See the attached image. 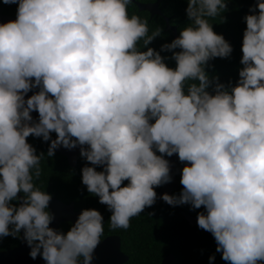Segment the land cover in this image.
Here are the masks:
<instances>
[{
    "label": "clouds",
    "instance_id": "9594fccd",
    "mask_svg": "<svg viewBox=\"0 0 264 264\" xmlns=\"http://www.w3.org/2000/svg\"><path fill=\"white\" fill-rule=\"evenodd\" d=\"M2 2L17 10L0 23V241L22 232L32 259L92 264L104 218L84 209L66 233L50 227L52 195L33 182L44 156L79 147L82 184L110 228L127 230L172 182L165 157L177 155L182 190L160 198L203 208L197 225L227 264H264V0L243 17L235 83L207 71L233 53L208 20L231 0H186L188 22L159 51L149 45L162 28L148 35V21L129 16L133 0Z\"/></svg>",
    "mask_w": 264,
    "mask_h": 264
},
{
    "label": "trees",
    "instance_id": "16d2710c",
    "mask_svg": "<svg viewBox=\"0 0 264 264\" xmlns=\"http://www.w3.org/2000/svg\"><path fill=\"white\" fill-rule=\"evenodd\" d=\"M140 3H151L159 0H136ZM255 0H231L228 3V11L221 13L215 18H208L209 23L213 24V29L217 34H223L225 39L233 46V53L229 58H216L210 63L214 68L207 69L210 75H218L220 81L227 83L231 80L233 83L238 79V69L242 67L240 59L242 56L241 45L243 31L246 24L243 17L248 13L249 8L254 6ZM187 8L186 0H162L160 9L163 15L171 18L169 24L179 29L187 21L185 9ZM17 5H5L0 0V13L9 14L16 17ZM129 16L135 14L148 21V35H151L158 27L162 28L161 36L157 37L149 47L160 50L164 43H170L175 34L172 30L167 29V22L164 16L157 15L154 18L147 11H140L135 3L128 6ZM223 16L225 20H223ZM139 47L143 48V40L140 41ZM178 51V49L176 50ZM164 57H169L166 63L169 67H175V61L170 59L171 52H161ZM52 139L56 137L55 133L51 134ZM28 142L37 150V153H47L49 142H44L42 138L29 137ZM86 161L79 155L78 164L72 168L67 159L57 151L54 157L47 155L40 162L41 175L39 179L33 175V182L36 187L46 191L65 204L74 203L75 209L81 212L84 209H96L103 216L104 232L101 236L105 239L111 235H118L122 238L123 251L130 257L126 264H161L170 254L175 256L171 264H209V256L215 255L212 264H227L221 258V253L216 252V243L214 238L207 239L204 230L199 227H192L185 219L183 213L197 217L201 209H192L190 205L172 206L166 202L157 204V200L151 207H146L141 215L132 218L131 226L127 230L110 228L109 218L111 213L107 206L99 203V198L89 194L86 186L82 184L81 169ZM91 166V165H89ZM183 165L177 168V177L179 187L173 195L178 196L182 190L180 184V170ZM97 167V171H101ZM35 170H33L34 173ZM127 184V181L124 182ZM162 186L156 187L157 196ZM21 195H23L21 193ZM14 203H17L14 201ZM149 213L153 215L149 216ZM71 223H63L59 231L66 233ZM19 236V234H18ZM21 238L11 236L4 237L0 241V250H11L20 244Z\"/></svg>",
    "mask_w": 264,
    "mask_h": 264
},
{
    "label": "water",
    "instance_id": "95a60500",
    "mask_svg": "<svg viewBox=\"0 0 264 264\" xmlns=\"http://www.w3.org/2000/svg\"><path fill=\"white\" fill-rule=\"evenodd\" d=\"M162 0L152 3H140L136 0H133V3L137 4L140 11H147L151 14V17L154 18L157 15L164 16L161 9L160 3ZM165 17V16H164ZM171 18L165 17L167 22V29L172 30L175 34V38L178 36V29L176 26H171L169 24ZM9 20H15L13 17H9L6 15L0 14V23L7 22ZM32 93L30 92L28 95L30 96ZM32 116L34 119L38 118V113L33 112ZM54 137L53 139H55ZM59 154L64 156L70 167L74 168L78 164L79 157V147L76 149L68 150L63 147H60L56 150ZM170 161L171 164V175L173 176V180L171 183L165 184L162 186L161 191L158 195L157 204H160L163 200L160 198L164 193H168L169 195L173 194L174 190H178L179 180L177 177V168L180 165V161L177 155H173L172 157H165ZM101 168V167H100ZM102 169V168H101ZM22 196L21 194H18ZM50 211L54 214L55 219L50 224V227L59 230L60 226L63 223H71L74 224L78 219V216L81 212H78L75 209V204H65L62 201L52 198L50 205ZM186 220L192 227H198L197 225V217L185 215ZM204 235L207 239H212L213 236L211 233L204 231ZM30 248L27 246L26 242L22 239L21 232V241L18 247L7 250L0 251V264H45V261L38 256L36 259H32L29 256ZM130 257L122 251V242L121 238L118 236H111L102 240L100 237V244L95 249L94 252V260L92 264H126L128 263ZM175 259L174 255H168L161 264H171Z\"/></svg>",
    "mask_w": 264,
    "mask_h": 264
},
{
    "label": "flooded vegetation",
    "instance_id": "af4514ba",
    "mask_svg": "<svg viewBox=\"0 0 264 264\" xmlns=\"http://www.w3.org/2000/svg\"><path fill=\"white\" fill-rule=\"evenodd\" d=\"M152 3V2H151ZM0 14H2V15H6V16H9V17H13V18H15L16 19V17L15 16H11V15H9V14H5V13H0ZM163 186V185H162ZM162 188V187H161ZM161 188H160V190H159V192L161 191ZM176 190H174L173 191V193L175 192ZM158 195H159V193H158ZM173 195V194H172ZM157 201H158V196H157ZM163 202V201H162ZM183 215H184V217H185V215H188V214H186V213H183ZM186 219V218H185ZM111 236H118V235H111ZM111 236H108V237H111ZM108 237H106V238H108ZM118 237H120V236H118ZM105 238V239H106ZM121 238V237H120ZM102 239V238H101ZM105 239H102V240H105ZM121 242H122V238H121ZM19 246V245H18ZM17 246V247H18ZM14 249V248H13ZM12 250V249H11ZM0 251H7V250H0ZM122 251H123V247H122ZM124 252V251H123Z\"/></svg>",
    "mask_w": 264,
    "mask_h": 264
}]
</instances>
